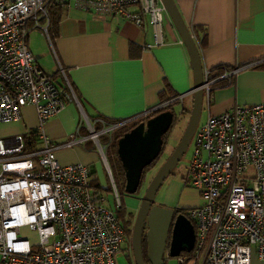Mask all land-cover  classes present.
I'll use <instances>...</instances> for the list:
<instances>
[{
  "label": "built area",
  "instance_id": "2783aa9c",
  "mask_svg": "<svg viewBox=\"0 0 264 264\" xmlns=\"http://www.w3.org/2000/svg\"><path fill=\"white\" fill-rule=\"evenodd\" d=\"M52 3L121 15L137 25L146 14L153 33L147 46L165 43L162 0H0V122L19 119L22 107L32 104L41 124L75 100L88 129L56 144L42 134L41 145L28 149L22 134L0 138V264H119L126 239L119 219L91 182L88 165L60 164L54 150L79 144L101 155L108 167L105 151L118 127L145 119L184 95L119 121L98 117L102 125L95 127L63 67L58 63L65 88L41 69L29 49V23L46 31ZM239 69L226 68L220 76L203 71L208 104L212 82L225 77L231 83ZM189 176L203 201L188 209L196 237L190 253L176 256L177 264H252L253 258L264 264V101L209 114L195 131ZM22 227L35 231L37 239L20 234Z\"/></svg>",
  "mask_w": 264,
  "mask_h": 264
},
{
  "label": "crops",
  "instance_id": "0c3cea01",
  "mask_svg": "<svg viewBox=\"0 0 264 264\" xmlns=\"http://www.w3.org/2000/svg\"><path fill=\"white\" fill-rule=\"evenodd\" d=\"M173 2L198 47L203 71L219 65L240 66L231 83L213 89L209 104L203 98L204 121L209 114L229 110L236 103L264 101V0ZM142 17L143 22L137 25L121 15L63 5L61 19L50 29L51 37L41 28L42 34L37 36L42 45H33L34 36L29 33L28 46L45 73L54 74L58 63L63 67L87 117L97 114L124 119L155 107L175 93L191 100L194 80L189 53L169 13L164 12L162 22L165 43L157 45L147 46L153 42L152 27L148 15ZM38 52L44 62L38 60ZM73 133H88L75 100L41 124L32 104L22 107L19 119L0 122V138L32 136V148L41 145L42 134L56 144ZM54 153L60 164L83 162L97 170L93 163L98 161L97 153L79 144L58 147ZM183 190L182 181L170 178L163 203L185 208Z\"/></svg>",
  "mask_w": 264,
  "mask_h": 264
},
{
  "label": "water",
  "instance_id": "95a60500",
  "mask_svg": "<svg viewBox=\"0 0 264 264\" xmlns=\"http://www.w3.org/2000/svg\"><path fill=\"white\" fill-rule=\"evenodd\" d=\"M162 1L189 53L194 80L191 89L192 101L189 119L179 141L152 176L141 197L131 232L135 264H145L142 253L145 221L146 255L151 264H161L165 250L171 256H177L183 251L189 252L194 246L196 237L194 224L185 213L177 212L175 207L151 205L156 192L184 153L195 132L204 95L203 67L198 47L173 0ZM173 117L172 109L159 110L138 121L117 138L116 153L124 171L126 192L137 191L143 169L156 159L162 150L163 136L170 128Z\"/></svg>",
  "mask_w": 264,
  "mask_h": 264
},
{
  "label": "rangeland",
  "instance_id": "374dc122",
  "mask_svg": "<svg viewBox=\"0 0 264 264\" xmlns=\"http://www.w3.org/2000/svg\"><path fill=\"white\" fill-rule=\"evenodd\" d=\"M40 22H42V20H40ZM32 25H34V22L29 23L30 37L34 36L33 45L38 44V46H40L41 43H40V40L38 39L37 33L42 34L41 32L42 29L38 26L32 27ZM41 25L42 24L40 23V26ZM164 25L165 24L163 23V26ZM46 55H48V53H46ZM37 58L39 61L44 62L42 54H40L39 52L37 54ZM183 97L184 99H182L181 101L173 103V109L175 111L176 117L172 125L170 126V128L164 135V143H163L162 150L160 152V157L155 163V165H153L151 168H147L144 171L142 185L136 191V193H128L121 186V183H122L121 163L116 153L115 144L108 147L105 151L109 168L106 166L101 155H97L98 161H93V163L95 162L94 165L96 166L97 170L90 172L91 182L95 184L98 187V189L103 192L106 198L105 204L109 206V208H111L118 215L120 222L124 225L128 220L129 211L133 212L134 210L132 208L126 207V204L128 203L127 201L133 200L132 197H135L136 195L140 196L144 194V191L149 181L151 180L152 176L156 173L159 166L168 157V155L171 153L172 149L174 148V146L177 144V142L180 139V136L189 119L188 109L191 108L190 105L192 101V99L190 101V99L187 98L186 96H183ZM183 107H186V109H183ZM205 112H206L205 108L203 107L201 109V113H200V117H199L196 129L203 123ZM104 138L105 136L102 137V140H104ZM88 145H90V142H88ZM194 146H195V132L191 140L189 141L184 153L181 155L178 162L173 166L172 171L165 178L162 185L156 192L155 197H154L155 204L167 206L165 203H163L164 201L162 198H163L164 187L166 186L170 178L176 177L177 180L182 181V182L184 181V179H186V177L188 176L189 162L192 157ZM110 175L115 181L119 197L122 201V205L124 206L122 205L120 207L117 206V202L114 196V191L112 189ZM182 189H184L183 196H182V202H185L184 203L185 205L183 207H185V210L188 211V209L193 206L191 202L201 200V197L198 191L194 187H192L189 183H187L185 186H183V183H182ZM134 199L136 200V198ZM132 217L133 216L131 215L130 216L131 220H132ZM20 234H22L25 237H28L31 241H35L37 239V234L35 233V231L30 230L28 227H22L20 229ZM183 254H187V252L183 251ZM163 259H164L163 264H177V257L169 255L167 250H165L163 253ZM254 259L255 258H253L252 260V264H258L256 260ZM118 261H119V264H129L130 263L129 259L124 255L123 251L119 254Z\"/></svg>",
  "mask_w": 264,
  "mask_h": 264
},
{
  "label": "trees",
  "instance_id": "16d2710c",
  "mask_svg": "<svg viewBox=\"0 0 264 264\" xmlns=\"http://www.w3.org/2000/svg\"><path fill=\"white\" fill-rule=\"evenodd\" d=\"M47 13H48V24H47V32H48V34H49V37H51V33H50V29L52 28V27H55L56 25H57V23L59 22V20L61 19V17H62V14H63V5H60V4H57V3H52V4H49L48 5V7H47ZM226 68H230V67H228V66H226V65H219V66H217V67H215V68H213V69H210V70H215L216 72H215V74H219V76L224 72V70L226 69ZM52 77H53V79L58 83V85L59 86H61V87H64L65 88V84H64V79H63V77H62V75H61V73L59 72V70L57 69V71H55L54 72V74H50ZM60 77V79H57V77ZM226 84V83H230L229 82V80L228 79H226L225 77H220V78H217L215 81H213L212 82V84H211V91H213V89L214 88H216L218 85H220V84ZM72 85V84H71ZM72 88H73V86H72ZM75 89V87L73 88V90ZM75 92H76V89H75ZM76 94H77V92H76ZM177 93H175L174 95H176ZM171 96H173V95H171ZM77 97L79 98V96H78V94H77ZM178 101H181V100H174L173 102H171L168 106H166L165 108H170V109H172L173 110V112H174V117H173V121H174V119H175V117H176V114H175V111H174V109H173V103H175V102H178ZM191 101V100H190ZM191 106V105H190ZM183 109H186V107H183ZM190 111V108L188 109V112ZM155 113V112H154ZM98 117L99 118H102V119H104L105 121H107V122H113V121H119V120H121L122 118H107V117H104V116H102V115H97V114H95V115H88V118H89V120L94 124V126L95 127H100L101 125H102V123L101 122H99L97 119H98ZM137 122H130V123H127V124H123V125H121L120 127H118L116 130H115V132H114V140H113V142H112V144L111 145H114L115 144V146H116V140H117V138L124 132V131H126L127 129H129L130 127H132L133 125H135ZM173 123V122H172ZM172 125V124H171ZM165 135V134H164ZM24 143H25V145H26V148L28 149V148H30V147H32L33 146V139H32V136H29V137H26L25 139H24ZM163 143H164V136H163ZM162 147H163V145H162ZM159 157H160V154L158 155V157L156 158V159H154L149 165H147V166H145V168L143 169V173H144V171L147 169V168H151L153 165H155V163L157 162V160L159 159ZM95 169H94V167H92L91 169L89 168V173L90 172H92V171H94ZM121 171H122V183H121V186H122V188L124 189V184H125V177H124V171H123V168H122V166H121ZM114 180V179H113ZM142 180H143V174H142V177H141V183H142ZM114 183H115V181H114ZM141 183H140V185H139V187H138V189L140 188V186H141ZM183 183V186H185L187 183H189L190 185H191V179H190V176H189V168H188V176L186 177V179H184V181L182 182ZM115 186H116V184H115ZM192 186V185H191ZM116 189H117V187H116ZM137 189V190H138ZM125 190V189H124ZM117 192H118V190H117ZM119 195V194H118ZM119 199H120V197H119ZM122 205V201H121V199H120V206ZM119 206V207H120ZM122 206H124V205H122ZM176 211L177 212H183V213H185L186 215H188V211H186L185 210V208H176ZM116 214V213H115ZM116 216H117V218L119 219V217H118V215L116 214ZM120 221V220H119ZM191 221L193 222V224H194V221L191 219ZM131 218H130V215H128V220H127V222L125 223V225L124 224H122L121 222V225H122V227L124 228V230L126 231V232H128V233H130L131 232V228H130V226H131ZM123 250H124V248H123ZM188 253H190V252H187V254ZM146 262H147V260H146ZM164 263V259H163V262L161 263V264H163ZM129 264H134L133 263V261L132 262H130ZM149 264H151V263H149Z\"/></svg>",
  "mask_w": 264,
  "mask_h": 264
},
{
  "label": "flooded vegetation",
  "instance_id": "af4514ba",
  "mask_svg": "<svg viewBox=\"0 0 264 264\" xmlns=\"http://www.w3.org/2000/svg\"><path fill=\"white\" fill-rule=\"evenodd\" d=\"M141 185H142V183H141ZM134 193H136V192H134ZM141 197H142V195H140V196L136 195L135 197H132L133 200L127 201L128 203L126 204V207L134 209L133 212L129 211V215L133 216L132 220H131L132 221L131 222V226H130L131 232H132L133 222H134L137 210H138V206H139V204L141 202ZM134 198H136V200ZM134 203H135V205H134ZM154 204H155L154 201H152L151 205H154ZM146 229H147V225H146V221H145L144 231H143V235H142V253H143V258H144L145 264H149L150 262H149V260L147 258V255H146V238H145V230ZM131 232L128 233V232L125 231L126 239H125V242H124L125 247H124L123 253L129 259L130 262L133 261V263L135 264L133 251H132ZM146 260H147V262H146Z\"/></svg>",
  "mask_w": 264,
  "mask_h": 264
}]
</instances>
